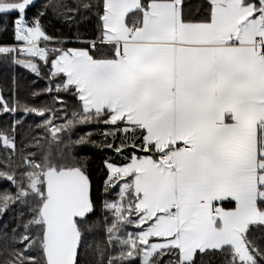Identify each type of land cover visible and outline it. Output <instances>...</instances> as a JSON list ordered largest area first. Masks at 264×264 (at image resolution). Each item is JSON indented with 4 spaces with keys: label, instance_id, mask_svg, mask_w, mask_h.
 Returning <instances> with one entry per match:
<instances>
[{
    "label": "snow or ice",
    "instance_id": "6c2138e0",
    "mask_svg": "<svg viewBox=\"0 0 264 264\" xmlns=\"http://www.w3.org/2000/svg\"><path fill=\"white\" fill-rule=\"evenodd\" d=\"M32 4L0 0V14L16 15L17 41L0 45V56L37 75L35 59L49 66L42 92L61 108L21 110L39 115L49 144L61 147L41 161L23 157L19 179L0 171L16 188L0 196V214L19 203L30 216L19 235L11 229L0 264H264V243L250 238L264 239V0H207L199 16L186 0L44 5L66 20L94 11L97 36L79 48L40 47L52 38L43 12L26 18ZM61 93L76 107L57 125ZM17 104L0 94V112ZM100 122L99 141L93 132L64 139ZM0 144L15 154L14 134L0 133ZM88 146L121 158L104 160L98 199ZM101 231L107 249L89 240Z\"/></svg>",
    "mask_w": 264,
    "mask_h": 264
},
{
    "label": "trees",
    "instance_id": "16d2710c",
    "mask_svg": "<svg viewBox=\"0 0 264 264\" xmlns=\"http://www.w3.org/2000/svg\"><path fill=\"white\" fill-rule=\"evenodd\" d=\"M61 2V0H37L32 7L27 10V19L31 20L38 12H43L41 17V25L45 34L52 38L51 42H41L40 47L53 48V47H66V48H79L86 45L81 41L93 40L97 36L98 19L93 12H88L82 7L79 10V14L72 17L71 20H66L63 15L62 9H57L55 12L52 8H45L44 5L51 3L53 5ZM63 3L69 4L75 7L77 4L87 3L88 0H62ZM207 0H186V5L190 9L194 16H199L203 9L202 5L206 4ZM16 15L13 14H0V45H12L16 44L14 35V24ZM65 41L63 44L56 43L55 41ZM18 59L29 58L27 56H17ZM38 64L40 74L32 72L31 69L19 64H12L10 62H4L3 57L0 56V94L11 105L13 101V95L17 104V112H0V133L8 134L9 136H15V154L10 157V150H6L2 144H0V171H15L17 179L20 178V173L28 170L24 166L23 157L28 156L30 159L31 153H34V158L37 161L42 160L44 151L51 148L53 154L57 151L60 145L49 144L50 135L42 127V120L39 115L34 113L25 114L21 109L24 106L29 107H49L59 110L61 105L54 103L53 96L44 94L43 89L48 87L47 73L49 72V66L43 61H39L38 58L34 60ZM15 80V84H13ZM66 104L64 105V111H56L55 123L59 125L63 123V117L67 114L69 117L72 110L76 107L75 101L71 94L61 93ZM47 117H45L46 119ZM18 121L13 131V121ZM105 125L103 122L93 123L90 125H78L74 131L70 134H65L64 139L68 136L71 139L76 140L80 135L86 132H93L92 139L99 141L100 133L105 131ZM37 141L39 146H37ZM83 153H86L89 157V174L92 180V195L94 198H99L98 193L103 187V180L106 178V168L104 160L111 157L113 162H121V158L116 156L111 150L104 148H96L88 146L84 148ZM127 155V153L125 154ZM11 165V167H6ZM16 188L8 181L0 179V196L5 193L15 194ZM30 216L25 206L19 203H14L10 206L9 210H6L4 214H0V261L10 259L8 252L13 246L10 237L12 235L11 229L17 228V235L23 232V222L29 219ZM95 217H93L94 219ZM129 231H133V228H129ZM35 229H33V233ZM5 233L8 235V239L5 238ZM257 239L258 242L264 243V239H261L260 232H254L252 237ZM92 242V247L95 248L96 242L99 241L105 249L107 245L103 243V232H97L94 237H89ZM19 247V245H15ZM108 252L106 251L105 255ZM116 251H112L111 255L115 256ZM165 261L167 256L163 258ZM212 264H221L219 257L213 258Z\"/></svg>",
    "mask_w": 264,
    "mask_h": 264
},
{
    "label": "water",
    "instance_id": "95a60500",
    "mask_svg": "<svg viewBox=\"0 0 264 264\" xmlns=\"http://www.w3.org/2000/svg\"><path fill=\"white\" fill-rule=\"evenodd\" d=\"M36 1H37V0H33V4H32V6L34 5V3H35ZM32 6H30V7H32ZM30 7H29V8H30ZM29 8H28V9H29ZM28 9H27V10H28ZM12 14L15 15L14 13H12Z\"/></svg>",
    "mask_w": 264,
    "mask_h": 264
},
{
    "label": "built area",
    "instance_id": "2783aa9c",
    "mask_svg": "<svg viewBox=\"0 0 264 264\" xmlns=\"http://www.w3.org/2000/svg\"><path fill=\"white\" fill-rule=\"evenodd\" d=\"M88 41H91V40H88Z\"/></svg>",
    "mask_w": 264,
    "mask_h": 264
}]
</instances>
